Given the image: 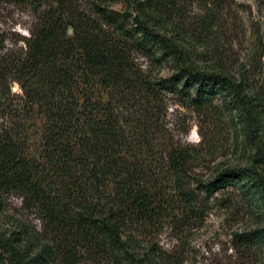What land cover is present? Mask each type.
<instances>
[{
    "label": "trees",
    "instance_id": "16d2710c",
    "mask_svg": "<svg viewBox=\"0 0 264 264\" xmlns=\"http://www.w3.org/2000/svg\"><path fill=\"white\" fill-rule=\"evenodd\" d=\"M119 1L118 19L107 0H0L30 16L19 45L7 48L0 40V188L20 196L48 236L42 240L21 224L0 232V264L41 263L42 251L29 255L18 246L21 233L29 239L23 245H91L137 264L126 250L133 228L154 223L177 201L194 216L200 210L184 183L192 149L167 140L150 115L147 99L155 88L193 104L225 94L249 111L240 80L186 62L164 28L177 0ZM136 56L170 61L175 72L151 79ZM13 82L20 95L5 115ZM35 118L40 126L32 154L27 122ZM166 172L177 183L173 199L162 185ZM248 173L227 168L193 180L209 194ZM254 177L264 187V179ZM233 236L241 245L260 237L254 230Z\"/></svg>",
    "mask_w": 264,
    "mask_h": 264
},
{
    "label": "rangeland",
    "instance_id": "374dc122",
    "mask_svg": "<svg viewBox=\"0 0 264 264\" xmlns=\"http://www.w3.org/2000/svg\"><path fill=\"white\" fill-rule=\"evenodd\" d=\"M122 6L119 0H107L106 9L119 19ZM169 9L164 28L183 49L186 62L240 80L249 111L225 94L193 104L155 88L147 99L150 115L161 122L167 140L192 149L191 170L184 183L200 203L196 206L200 210L194 216L180 209L177 201L154 223L133 228L126 250L137 264H264V187L254 177L256 173L264 179V0H177ZM29 21L28 12L20 6L0 4V40L5 47L20 44ZM65 36H70L69 29ZM134 62L151 79L175 72L170 61L158 63L136 56ZM14 95H20L15 82L2 105L5 115L16 109ZM39 126L38 118L27 122L32 154L38 149ZM239 167L250 168L251 174L238 175L209 194L193 180L197 177L204 182L219 171ZM164 174L163 188L173 199L177 183L169 172ZM19 224L48 240L34 211L16 193L0 188V232L16 231ZM253 230L259 239L245 245L233 236ZM19 236L18 246L29 255L42 251L40 264H133L122 252L91 245H40L34 241L23 245L29 239L23 233Z\"/></svg>",
    "mask_w": 264,
    "mask_h": 264
}]
</instances>
